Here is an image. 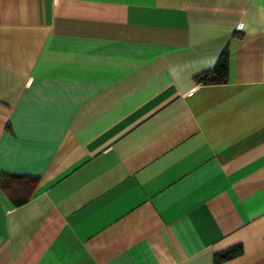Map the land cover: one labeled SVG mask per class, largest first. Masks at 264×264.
<instances>
[{
	"label": "crops",
	"instance_id": "1",
	"mask_svg": "<svg viewBox=\"0 0 264 264\" xmlns=\"http://www.w3.org/2000/svg\"><path fill=\"white\" fill-rule=\"evenodd\" d=\"M0 264H264V0H0Z\"/></svg>",
	"mask_w": 264,
	"mask_h": 264
},
{
	"label": "trees",
	"instance_id": "2",
	"mask_svg": "<svg viewBox=\"0 0 264 264\" xmlns=\"http://www.w3.org/2000/svg\"><path fill=\"white\" fill-rule=\"evenodd\" d=\"M228 53L224 51L217 63L211 70H207L195 77V81L200 84H221L225 83L228 80ZM242 254V246L236 245L230 248L225 249L222 252L214 255V262L220 263L232 258H235Z\"/></svg>",
	"mask_w": 264,
	"mask_h": 264
}]
</instances>
